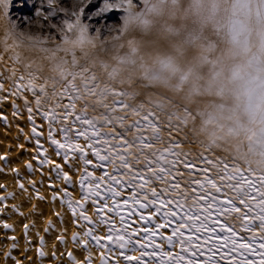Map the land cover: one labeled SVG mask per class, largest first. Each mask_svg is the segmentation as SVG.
I'll return each mask as SVG.
<instances>
[{"label": "snow or ice", "instance_id": "1", "mask_svg": "<svg viewBox=\"0 0 264 264\" xmlns=\"http://www.w3.org/2000/svg\"><path fill=\"white\" fill-rule=\"evenodd\" d=\"M8 8L0 0L5 17ZM114 11L119 27L104 44L96 37ZM58 13L62 26H50L61 43L13 27L4 51L32 159L87 253L67 251L65 228L60 255L69 264H95L92 248L101 264H264V0H75L70 9L41 0L36 10L45 21Z\"/></svg>", "mask_w": 264, "mask_h": 264}, {"label": "bare ground", "instance_id": "2", "mask_svg": "<svg viewBox=\"0 0 264 264\" xmlns=\"http://www.w3.org/2000/svg\"><path fill=\"white\" fill-rule=\"evenodd\" d=\"M4 36L5 33L0 29V57H3L0 59V83L4 85L0 90V157L7 158L0 159V264H16V261H20L21 264H69L67 257L60 255L66 249L57 239L65 228L68 238L67 251H72L78 259L83 260L87 253L71 242L72 234L78 229L73 223L70 212L66 207L61 206L59 200L53 202V190L48 186V174L45 172L42 176L36 161L32 159L36 155L35 144L29 142L32 125L27 118L28 113L23 99L18 98L19 94H10L13 91V80L8 78L10 76L8 69L13 66V61L9 59V53L4 51ZM27 95L31 101V94ZM15 106H19L22 113L20 117L13 115ZM5 116L6 123L3 119ZM36 122L43 124L45 131L47 130V123L39 115H36ZM20 145L24 147L21 148ZM191 150L197 151L195 147ZM29 162L33 163L35 172L27 168ZM42 180L43 184H41ZM32 181H35L39 195L44 197L43 200L37 199ZM21 182L27 191L21 190ZM56 187L60 188L61 185L57 183ZM76 197L79 198L78 191ZM16 208L23 215L15 211ZM57 212L64 216L63 223L55 215ZM50 222L55 224V229L46 231ZM5 224L9 225V228H5ZM25 224L30 229L27 235ZM37 233L47 242L48 255L43 259L38 255L40 243ZM13 236L15 241L11 239ZM14 243L18 245L15 248H13ZM53 251L57 252L58 258L52 256ZM92 254L95 264H101L96 248H92Z\"/></svg>", "mask_w": 264, "mask_h": 264}, {"label": "rangeland", "instance_id": "3", "mask_svg": "<svg viewBox=\"0 0 264 264\" xmlns=\"http://www.w3.org/2000/svg\"><path fill=\"white\" fill-rule=\"evenodd\" d=\"M8 2L9 8L6 17L3 10H0V29L2 32L5 33L9 28L14 27L17 30L22 29L26 37L31 35L34 42L41 43L44 46L54 47L61 43V34L50 25L55 23L57 27H61V21L64 18L63 13H58L45 21L42 17L36 15L41 0H8ZM59 2L65 8L70 9L75 0H59ZM119 22L120 13L118 11L108 14V19L101 22L103 25L100 27L101 36L96 37V39L98 41L103 39L104 44L113 43L115 32L107 30L119 27ZM92 23H95V20Z\"/></svg>", "mask_w": 264, "mask_h": 264}]
</instances>
